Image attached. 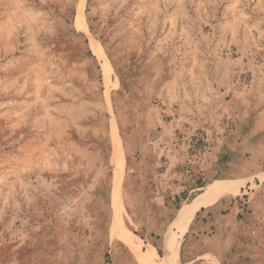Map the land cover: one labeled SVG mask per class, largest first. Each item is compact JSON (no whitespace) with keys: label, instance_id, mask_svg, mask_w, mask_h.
<instances>
[{"label":"rangeland","instance_id":"1","mask_svg":"<svg viewBox=\"0 0 264 264\" xmlns=\"http://www.w3.org/2000/svg\"><path fill=\"white\" fill-rule=\"evenodd\" d=\"M215 180L247 184L172 240ZM172 243L264 264V0H0V264Z\"/></svg>","mask_w":264,"mask_h":264},{"label":"bare ground","instance_id":"2","mask_svg":"<svg viewBox=\"0 0 264 264\" xmlns=\"http://www.w3.org/2000/svg\"><path fill=\"white\" fill-rule=\"evenodd\" d=\"M106 71H108L107 65H105ZM120 164V163H119ZM247 184L246 180H215L208 184L204 190L196 196L190 203L184 205L177 213L176 219L173 224L174 231L171 238L174 240L177 237H182L188 230L192 220L196 214L205 208H209L215 205L218 201L227 196L236 195ZM115 208L118 211L116 217V225L113 227V231H119L121 236L131 245L130 236H127L123 227L121 218V204L120 198L117 195L114 196ZM137 246L134 250L137 257L143 264H180L178 256V244H171L165 256L162 259H157L156 254L152 251L146 253Z\"/></svg>","mask_w":264,"mask_h":264}]
</instances>
